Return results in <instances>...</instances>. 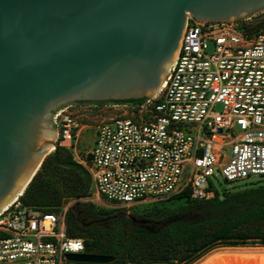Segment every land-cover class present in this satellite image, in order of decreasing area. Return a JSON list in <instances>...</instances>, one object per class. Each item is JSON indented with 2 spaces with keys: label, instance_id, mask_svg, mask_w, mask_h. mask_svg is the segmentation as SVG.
Wrapping results in <instances>:
<instances>
[{
  "label": "built area",
  "instance_id": "built-area-1",
  "mask_svg": "<svg viewBox=\"0 0 264 264\" xmlns=\"http://www.w3.org/2000/svg\"><path fill=\"white\" fill-rule=\"evenodd\" d=\"M250 20L189 13L156 92L140 101L71 102L53 110L52 152L59 145L75 153L81 129L91 124L84 119L105 110L93 149L75 156L96 189L85 201L130 211L184 193L214 197L217 175L229 182L264 178V29L251 28ZM72 203L47 212L16 199L1 209L0 264H67L68 253H85V239L68 233Z\"/></svg>",
  "mask_w": 264,
  "mask_h": 264
},
{
  "label": "water",
  "instance_id": "water-1",
  "mask_svg": "<svg viewBox=\"0 0 264 264\" xmlns=\"http://www.w3.org/2000/svg\"><path fill=\"white\" fill-rule=\"evenodd\" d=\"M260 12L264 0H0V210L25 192L56 145L53 110L156 92L189 13L233 21Z\"/></svg>",
  "mask_w": 264,
  "mask_h": 264
},
{
  "label": "trees",
  "instance_id": "trees-1",
  "mask_svg": "<svg viewBox=\"0 0 264 264\" xmlns=\"http://www.w3.org/2000/svg\"><path fill=\"white\" fill-rule=\"evenodd\" d=\"M248 25L264 29V18ZM92 187L91 172L73 150L58 145L18 198L47 212H58L73 200L67 211L68 233L85 239L86 253L113 256L108 263L68 264H194L217 247L264 246V184L217 191L211 198L193 199L184 193L142 212L99 208L84 200Z\"/></svg>",
  "mask_w": 264,
  "mask_h": 264
},
{
  "label": "rangeland",
  "instance_id": "rangeland-1",
  "mask_svg": "<svg viewBox=\"0 0 264 264\" xmlns=\"http://www.w3.org/2000/svg\"><path fill=\"white\" fill-rule=\"evenodd\" d=\"M252 17V20H250L251 22H255V21H259L262 20L264 18V12H260L258 16H250ZM249 17V18H250ZM244 18H248V17H243ZM217 110H222V106L220 104H218L216 106ZM83 111V110H82ZM81 111V112H82ZM104 111H93V112H89L91 113L92 117H97V113L99 117L97 118H87L84 119V122L86 123H91L89 126H84L81 129V134L80 137L77 141V145H76V151L78 152V154L85 155V153H87L88 151H91L93 149V146L95 144V140L97 137V126H96V122L98 120L102 119L101 115H104L105 113ZM76 152V153H77ZM74 152V155L77 156ZM213 184L214 187L217 191H219L220 193H223L225 190H234V189H239V188H243L245 186H250L252 184H264V178L260 177V176H253L250 179H245V180H237V181H233V182H229L226 181V179L222 176V175H217L216 178H213ZM93 191H95V187H92ZM73 200H69L68 202H66L63 206H67L69 203H71ZM99 205V208H112L111 206H107L104 204H97ZM150 204H146V203H141L138 204L136 207L132 208V210H128V212H142L143 209H146L149 207ZM264 246L262 245H247V246H223V247H217L212 249L210 252H208L207 254H205L204 256H202L198 261H196L194 264H201L203 263L206 259H208L210 256L212 257L214 254H216L217 252H222V251H243V252H256L258 250L263 249ZM227 249V250H226ZM235 249V250H234ZM245 249V250H244ZM222 250V251H221ZM206 258V259H205ZM68 264V263H67Z\"/></svg>",
  "mask_w": 264,
  "mask_h": 264
},
{
  "label": "bare ground",
  "instance_id": "bare-ground-1",
  "mask_svg": "<svg viewBox=\"0 0 264 264\" xmlns=\"http://www.w3.org/2000/svg\"><path fill=\"white\" fill-rule=\"evenodd\" d=\"M14 201L16 200L13 199L9 205H11ZM201 264H264V248L256 252H243L231 250L217 252Z\"/></svg>",
  "mask_w": 264,
  "mask_h": 264
},
{
  "label": "flooded vegetation",
  "instance_id": "flooded-vegetation-1",
  "mask_svg": "<svg viewBox=\"0 0 264 264\" xmlns=\"http://www.w3.org/2000/svg\"><path fill=\"white\" fill-rule=\"evenodd\" d=\"M80 102H85V101H80ZM80 102H78V103H80Z\"/></svg>",
  "mask_w": 264,
  "mask_h": 264
}]
</instances>
